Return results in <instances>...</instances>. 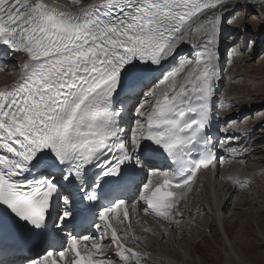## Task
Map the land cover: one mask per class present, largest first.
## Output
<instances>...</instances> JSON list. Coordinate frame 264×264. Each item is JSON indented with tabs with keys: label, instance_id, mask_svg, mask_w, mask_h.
<instances>
[{
	"label": "snow or ice",
	"instance_id": "1",
	"mask_svg": "<svg viewBox=\"0 0 264 264\" xmlns=\"http://www.w3.org/2000/svg\"><path fill=\"white\" fill-rule=\"evenodd\" d=\"M254 2L264 10V0H72L75 10L0 0V44L26 56L19 79L0 87V235L36 238L40 250L24 264H114L105 239L120 264H143L129 246L142 239L130 212L142 203L146 215L178 223L197 174L224 163L211 134L218 44ZM182 45L192 53L178 59ZM237 147L219 150L235 157ZM129 169L148 173L131 204ZM72 186L96 209L94 234L77 231Z\"/></svg>",
	"mask_w": 264,
	"mask_h": 264
},
{
	"label": "bare ground",
	"instance_id": "2",
	"mask_svg": "<svg viewBox=\"0 0 264 264\" xmlns=\"http://www.w3.org/2000/svg\"><path fill=\"white\" fill-rule=\"evenodd\" d=\"M93 2L99 3L100 0H93ZM59 3L65 5L68 10L76 9L72 0H59ZM239 16H241L239 20L236 19L237 17L234 18L236 21L229 26L232 29L229 33L231 37L229 45H235L239 35H242L247 41L249 35L253 40L259 39L261 36L264 37V10H261L253 3L252 6H245L241 9ZM247 21L251 25L256 23V26L254 33L245 35L243 32H245L244 26ZM225 27L226 25L224 26V31H222L218 44L219 59L221 57L223 62H225V56L223 57L220 51L222 48L225 50L227 47L225 41L229 38V34L225 32ZM244 48V43L240 42L237 47V52L241 54H233L231 52L230 56H228L231 64L229 70L232 71L231 75H228L232 80H237V76H235L237 73V64L243 60L244 62L251 60L252 53H248L249 56L245 57L242 51ZM186 49L185 56L192 51L188 46ZM259 50L264 52V47ZM183 58L184 53L178 57V59ZM24 59H26V56L20 53L9 54L4 64V69L0 70V87L11 85L19 79L22 71L19 65H22ZM221 63L220 60V68H222ZM255 67H257L258 75L263 77L261 79L264 81V59L258 62ZM219 78L222 79V82L225 81V75L222 72H220ZM227 85L229 86L230 84ZM226 90L221 95V98L226 101V104L222 114V120L220 121L223 129L221 136L223 143L220 145L225 149L230 144L232 146H238L237 151L240 152V155L229 157L227 152L220 151L224 160L223 167L221 168L218 164L215 172L207 171L208 176L202 175V178H199L197 183H193L192 191L179 204V209L183 215L182 218L177 216L178 223H168L160 219L152 220L143 215V209L140 204L136 206L135 211L130 212V221L128 223L131 225V230L136 235L141 236L142 239L135 244L129 242V246L137 248V250L144 254L143 264H203L204 262L201 259L197 260L195 256L198 255L196 244L198 240L204 238L207 230L213 226V216L218 218L224 230V235L226 236L225 244L229 248L227 249L226 255L233 259L239 257L236 251L237 248L233 245L232 236L227 230L222 207L230 194H238L241 189V187L229 181L227 177L237 176L241 180L249 177L251 172L249 173L245 169L248 160L254 162L251 167H254V164H256L258 166L257 170H264V97L260 98L262 100L256 104H245L244 99L241 100L240 104H237L239 100L227 94L225 92ZM255 92H259V89L256 88ZM259 104L261 106L257 107ZM249 106L252 108H245ZM131 119L132 117L129 118L128 116L126 122H131ZM229 126L231 127L229 128ZM225 128H227V131H224ZM227 137H232L233 139L229 140ZM242 149L246 150V152L244 153ZM247 153H251L250 156ZM235 167L239 168L238 172L234 171ZM251 167L247 168L252 171ZM254 169L256 168L254 167ZM144 174L147 178L148 173L145 171ZM145 228L150 229V231H144ZM212 235L211 233V237ZM240 235L241 232L237 234L238 238ZM106 245H109L106 251L116 250L115 245H111L109 242ZM176 245H178V248L175 247ZM111 259L114 264H120L118 256H113Z\"/></svg>",
	"mask_w": 264,
	"mask_h": 264
},
{
	"label": "rangeland",
	"instance_id": "3",
	"mask_svg": "<svg viewBox=\"0 0 264 264\" xmlns=\"http://www.w3.org/2000/svg\"><path fill=\"white\" fill-rule=\"evenodd\" d=\"M89 2H93V0H89ZM240 17L241 16H238L236 19L239 20ZM236 19H234L233 23ZM255 26L256 23L251 25L247 21L244 26L245 32L243 33L245 35L254 33ZM239 39L240 38H238L235 44L237 47L239 45ZM248 43L251 44L252 47V51L248 52L252 53L251 60H249V62H244L243 60L237 64V73L235 74L237 80L234 89L231 87V82L234 80L229 76L232 71L229 69L227 71L226 67L223 68V74L225 75L223 85L227 89L225 92L231 97H235L236 100H239L237 104H240L243 99L245 100V104H256L262 100L260 98L264 97V81L261 79L263 77L258 75L257 67H255L258 62L264 59V52L259 50L264 47V37L261 36L259 39L253 40L249 35ZM226 61H229L227 56H225V62ZM227 84L230 85L228 86ZM256 88L259 89V92H255ZM231 90H233V94L230 93ZM259 106L261 105L259 104L257 107ZM245 108L250 109L252 107L249 106ZM130 117H132L131 114L129 118ZM234 130L236 129L234 128ZM221 143H223L222 139ZM243 152L245 153L246 150H243ZM253 163L252 160H248L245 168L249 173L251 172V175L246 178L249 183L244 185L243 189L240 190L238 194H230L222 207L227 230L232 236V242L237 248L236 251L239 257L233 259L226 255L227 249H229L225 244L226 236L224 235V230L218 218L213 216V226L207 230L204 238L198 240L196 244L198 255L195 256L197 260L201 259L204 262H202L203 264H264V170L261 171L258 169V172V166L256 164H254L256 169L251 167ZM247 167H251L252 171ZM240 232L242 236L240 235L238 238L237 234ZM211 233L213 234L212 237ZM175 247L178 248V245Z\"/></svg>",
	"mask_w": 264,
	"mask_h": 264
}]
</instances>
